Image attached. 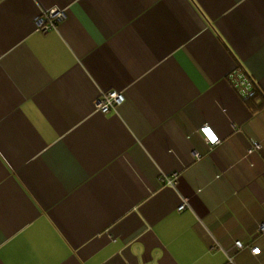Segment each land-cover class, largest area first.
Wrapping results in <instances>:
<instances>
[{
	"label": "crops",
	"instance_id": "1",
	"mask_svg": "<svg viewBox=\"0 0 264 264\" xmlns=\"http://www.w3.org/2000/svg\"><path fill=\"white\" fill-rule=\"evenodd\" d=\"M239 82L264 99V0H0V264H264Z\"/></svg>",
	"mask_w": 264,
	"mask_h": 264
},
{
	"label": "built area",
	"instance_id": "2",
	"mask_svg": "<svg viewBox=\"0 0 264 264\" xmlns=\"http://www.w3.org/2000/svg\"><path fill=\"white\" fill-rule=\"evenodd\" d=\"M65 17H66V13L64 11H60L57 9H54L50 11L49 13H45L37 21V30L46 33L50 31L51 29L55 28L56 24L60 20H63ZM243 85H244V82H241L240 86H243ZM124 101H125V97L121 92L108 91V92L103 93L101 97L98 99L97 110L101 113L106 114L110 111L115 110L116 107L121 105ZM209 131L210 129L208 127L202 129V132L207 134V136H208ZM209 140H210L209 143L212 146H215L216 144L219 143V141H217L218 140L217 137L215 140H212L210 138ZM259 149H260V145L254 144L253 148L250 150V153H253L255 150H259ZM178 176L179 175L175 173L169 177L165 176L163 180L167 181V183L170 185H175L177 183ZM188 201H189L188 199H184L181 205L179 206L178 210L184 211L188 206ZM259 232L264 233V225L260 227ZM236 246L239 249L245 248V246L241 242L236 243ZM251 251L253 254L258 255L260 254L261 249L252 248Z\"/></svg>",
	"mask_w": 264,
	"mask_h": 264
},
{
	"label": "trees",
	"instance_id": "3",
	"mask_svg": "<svg viewBox=\"0 0 264 264\" xmlns=\"http://www.w3.org/2000/svg\"><path fill=\"white\" fill-rule=\"evenodd\" d=\"M240 83L241 82L237 83L236 86L238 87L239 90L243 91L244 93L243 99L245 103L247 104L248 108L251 110L253 114L258 113L260 110L264 108V99L262 94L258 90L252 88V86L247 85V87L250 88L249 89L245 85L240 86ZM249 90L251 91L253 90L252 93L249 92Z\"/></svg>",
	"mask_w": 264,
	"mask_h": 264
},
{
	"label": "snow or ice",
	"instance_id": "4",
	"mask_svg": "<svg viewBox=\"0 0 264 264\" xmlns=\"http://www.w3.org/2000/svg\"><path fill=\"white\" fill-rule=\"evenodd\" d=\"M208 134H209L210 139L215 140V136L211 132H209Z\"/></svg>",
	"mask_w": 264,
	"mask_h": 264
},
{
	"label": "clouds",
	"instance_id": "5",
	"mask_svg": "<svg viewBox=\"0 0 264 264\" xmlns=\"http://www.w3.org/2000/svg\"><path fill=\"white\" fill-rule=\"evenodd\" d=\"M210 132V131H209ZM210 137H209V134H208V136L205 138V142L207 143L208 142V139H209ZM215 139H216V137H215ZM213 140V139H212Z\"/></svg>",
	"mask_w": 264,
	"mask_h": 264
}]
</instances>
